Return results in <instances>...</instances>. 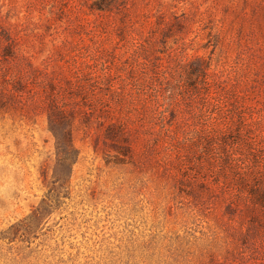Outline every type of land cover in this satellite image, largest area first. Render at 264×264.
<instances>
[{"label":"rangeland","instance_id":"obj_1","mask_svg":"<svg viewBox=\"0 0 264 264\" xmlns=\"http://www.w3.org/2000/svg\"><path fill=\"white\" fill-rule=\"evenodd\" d=\"M108 1L0 0V264H264V0Z\"/></svg>","mask_w":264,"mask_h":264},{"label":"trees","instance_id":"obj_2","mask_svg":"<svg viewBox=\"0 0 264 264\" xmlns=\"http://www.w3.org/2000/svg\"><path fill=\"white\" fill-rule=\"evenodd\" d=\"M121 5L122 4H117V2L111 3L108 0H97L96 8L99 10L105 9L109 11L111 9L120 7ZM187 76L190 77V73H187ZM48 124H49L50 131L56 137L57 162L63 165L64 168H67V169L69 168L70 170L71 164L74 161L73 159L74 147L72 144L71 120H68V118H66V116L63 114L62 111L55 110V111H50ZM221 156H223L222 159H225L227 161V165L229 166V161H231L230 157L226 155H221ZM215 157H219V156H215ZM236 175H238V180L241 183H244L245 181H247L248 174L237 172ZM250 191H253L251 193V196H253V198L255 199L254 203L260 206H263L264 205V190L261 189V186L257 185L256 187L254 185L253 188L249 190V193Z\"/></svg>","mask_w":264,"mask_h":264}]
</instances>
